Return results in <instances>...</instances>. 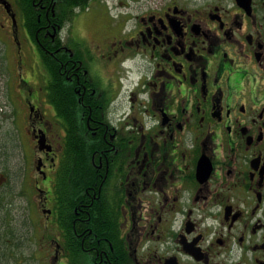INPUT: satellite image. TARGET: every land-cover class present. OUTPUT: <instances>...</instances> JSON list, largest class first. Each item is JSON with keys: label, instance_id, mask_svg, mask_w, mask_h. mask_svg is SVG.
Returning <instances> with one entry per match:
<instances>
[{"label": "flooded vegetation", "instance_id": "1", "mask_svg": "<svg viewBox=\"0 0 264 264\" xmlns=\"http://www.w3.org/2000/svg\"><path fill=\"white\" fill-rule=\"evenodd\" d=\"M42 258L264 264V0H0V264Z\"/></svg>", "mask_w": 264, "mask_h": 264}, {"label": "rangeland", "instance_id": "2", "mask_svg": "<svg viewBox=\"0 0 264 264\" xmlns=\"http://www.w3.org/2000/svg\"><path fill=\"white\" fill-rule=\"evenodd\" d=\"M16 213H17V210H15L14 208H12L11 210L10 209L8 210V214H10V215H13ZM22 215H23V217H21V219L18 221V228H17V225L14 224L13 227L9 226L8 231L12 230V231L16 232L17 236L15 234L11 237V239L13 238V240L19 241L20 245L31 246V247H29L30 248L29 251L32 252V249L36 250L39 247H37L36 242L35 243H33V241H32V243L30 242L32 239V227H31L32 225L30 222V214L28 213V210L23 209ZM43 234H44L43 226H42L41 222L39 221V230H37V234L35 236V241H37L39 244H42L44 241ZM13 252H16V249ZM39 255H40V252H39ZM40 257H42V253H41ZM8 264H15V263L11 262ZM18 264H21V263H18ZM25 264H46V260L44 258H42L40 260L38 259V261H36V262H33V263L28 262Z\"/></svg>", "mask_w": 264, "mask_h": 264}, {"label": "bare ground", "instance_id": "3", "mask_svg": "<svg viewBox=\"0 0 264 264\" xmlns=\"http://www.w3.org/2000/svg\"><path fill=\"white\" fill-rule=\"evenodd\" d=\"M34 185H35V184H34ZM32 202H33V201H32ZM26 206H27V205H26ZM32 206H33V205H32ZM32 206H31V207H32ZM20 210H21V208H20ZM31 214H32V213H31ZM32 215H33V214H32ZM31 217H32V216H31ZM6 239H7V238H6ZM7 241H8V240H7ZM8 252H9V251H8ZM9 253H10V252H9ZM19 254H20V253H19ZM45 260H46V259H45ZM48 263H50V262H48Z\"/></svg>", "mask_w": 264, "mask_h": 264}]
</instances>
